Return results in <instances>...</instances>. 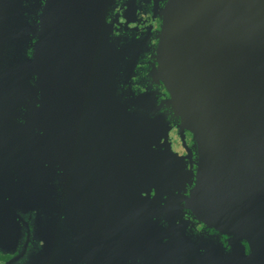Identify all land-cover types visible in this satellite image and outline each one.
I'll return each instance as SVG.
<instances>
[{
    "label": "flooded vegetation",
    "instance_id": "1",
    "mask_svg": "<svg viewBox=\"0 0 264 264\" xmlns=\"http://www.w3.org/2000/svg\"><path fill=\"white\" fill-rule=\"evenodd\" d=\"M28 1L23 32L29 37L32 71L33 35L48 29V22L40 21L47 0H40L37 10ZM166 1L92 0L85 25L103 38L98 57H91L104 66L97 81L92 78L100 87L115 81L117 92L62 91L54 118L55 109L35 108L48 91L37 87L32 72L26 79L25 107L11 94L4 102L0 97V193L9 189V201L19 213L13 236L0 248V264H264L263 222L239 219L230 232L209 227L197 212L192 135L184 132V144L178 118L163 103L168 93L148 74ZM16 7L11 0L8 18L0 25V46L8 50L16 45ZM147 88L158 91L144 93ZM74 93L85 98L79 113L67 101ZM145 98L158 106L148 112L153 120L167 121L170 129L166 139L160 138L161 131L140 132L141 139L116 131L127 157L138 164L137 172L70 169L79 160L94 163L111 157L103 147L112 143L114 108L119 120L134 125L148 116L139 109ZM94 111L100 119L107 116L105 125L96 123ZM168 144L183 162L171 161ZM8 176L17 186L10 188Z\"/></svg>",
    "mask_w": 264,
    "mask_h": 264
},
{
    "label": "water",
    "instance_id": "2",
    "mask_svg": "<svg viewBox=\"0 0 264 264\" xmlns=\"http://www.w3.org/2000/svg\"><path fill=\"white\" fill-rule=\"evenodd\" d=\"M26 1L16 0L17 25L12 34L15 48L0 46L1 102L11 94L15 102H22L25 107L26 79L32 72L37 75V87L48 91L47 99L43 97L35 108L55 109L54 118L61 108L62 91H118L115 81L102 87L96 82L97 71L104 68L99 60L92 63L103 45L101 35L86 25L87 41L79 48L78 23L72 8L81 5L80 18L88 23L92 0H47L40 21L46 20L48 29L33 35L37 40L32 71L27 57L29 37L23 32ZM10 2L0 0V25L8 18ZM28 2L34 10L40 8V0ZM160 19L148 74L168 93L163 103L178 118L176 127L183 143L185 131L192 135L197 158L192 198L196 199L197 212L214 229L232 232L240 219L263 222L259 225L264 230V0H167ZM2 30L1 26L0 39ZM129 86L127 89L132 92ZM151 91L158 89L147 88L144 93ZM84 99L77 100V106L70 102L69 105L79 113ZM157 108L147 100L139 105L147 113ZM116 110L111 115V133L107 130L112 143L103 147L112 156L94 163L79 160L70 165L71 170L137 172L138 164L131 162L125 143L116 137L118 130L137 139H141L140 132L147 136L149 132L161 131L160 138L166 139L170 129L167 121H154L148 113L133 125L129 120H119ZM92 113L97 124L107 123V116L103 114L100 119L98 112ZM144 125L150 130L144 131ZM167 149L171 161L183 162L184 158L169 144ZM7 182L10 188L17 186L13 176H8ZM8 190L0 193V248L13 236L19 215L9 201Z\"/></svg>",
    "mask_w": 264,
    "mask_h": 264
},
{
    "label": "rangeland",
    "instance_id": "3",
    "mask_svg": "<svg viewBox=\"0 0 264 264\" xmlns=\"http://www.w3.org/2000/svg\"><path fill=\"white\" fill-rule=\"evenodd\" d=\"M81 11H82V6L79 7V5H74L72 8V14L73 16H75L76 21L78 23V26L76 24V28L79 30V48L81 49L83 44L86 43L87 41V37L85 36L84 33H86L87 27L85 25V22L83 19L80 18L81 16ZM74 49V48H73ZM72 49V50H73ZM79 59H80V55H79ZM78 93H74L72 97H69L71 103L75 106H77L78 103H76V101H80V96H78Z\"/></svg>",
    "mask_w": 264,
    "mask_h": 264
}]
</instances>
